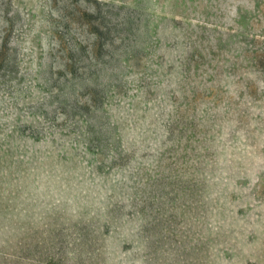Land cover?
I'll return each instance as SVG.
<instances>
[{
    "label": "rangeland",
    "instance_id": "374dc122",
    "mask_svg": "<svg viewBox=\"0 0 264 264\" xmlns=\"http://www.w3.org/2000/svg\"><path fill=\"white\" fill-rule=\"evenodd\" d=\"M0 264H264V0H0Z\"/></svg>",
    "mask_w": 264,
    "mask_h": 264
}]
</instances>
